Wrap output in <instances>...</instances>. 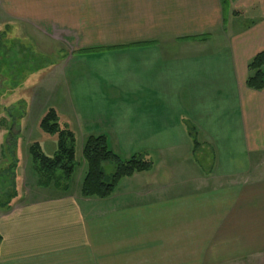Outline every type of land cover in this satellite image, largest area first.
Returning a JSON list of instances; mask_svg holds the SVG:
<instances>
[{"label":"crops","instance_id":"crops-1","mask_svg":"<svg viewBox=\"0 0 264 264\" xmlns=\"http://www.w3.org/2000/svg\"><path fill=\"white\" fill-rule=\"evenodd\" d=\"M3 2L43 34L79 36L80 52L115 50L89 64L122 99L87 113V136L152 167L107 199L81 196L85 164L75 189L18 187L0 206V264H264V90L246 85L264 0Z\"/></svg>","mask_w":264,"mask_h":264},{"label":"rangeland","instance_id":"rangeland-1","mask_svg":"<svg viewBox=\"0 0 264 264\" xmlns=\"http://www.w3.org/2000/svg\"><path fill=\"white\" fill-rule=\"evenodd\" d=\"M4 8L0 0V191L4 196L8 192L13 201L18 187L28 197L38 191L30 145L40 143L46 155L56 149V137L46 135L39 126L50 108L59 112L61 125L74 131L80 162L88 131L98 127V117L88 118L87 113L112 107V102L119 104L122 95L106 82H94L107 81L109 72L97 67L104 70L98 73L89 64L120 58L115 50L80 52L70 42L79 36L63 34L54 38L43 34L33 24L8 17ZM132 102L130 97L124 99V106H132ZM113 169L111 164L106 172L111 174ZM81 173L84 171L78 170L72 178V189Z\"/></svg>","mask_w":264,"mask_h":264},{"label":"trees","instance_id":"trees-1","mask_svg":"<svg viewBox=\"0 0 264 264\" xmlns=\"http://www.w3.org/2000/svg\"><path fill=\"white\" fill-rule=\"evenodd\" d=\"M249 76L246 85L254 91L264 90V51L259 53L248 65ZM40 129L51 137H56V150L46 155L40 143L34 142L29 147V156L33 172L40 187H50L55 183L69 182L76 170L86 165L82 181L81 196L83 198L107 199L114 193L119 183L135 174L148 172L152 163L143 154H137L123 160L111 149L105 135L90 136L86 139L82 158L77 160L76 135L68 125H61L59 112L50 108L39 122ZM190 134L194 136V130ZM194 147L200 148L194 139ZM114 164L111 174L107 168ZM14 174L15 172L11 169ZM0 191V206L9 208L12 199L7 192ZM17 195V194H16ZM0 236V245H1Z\"/></svg>","mask_w":264,"mask_h":264}]
</instances>
